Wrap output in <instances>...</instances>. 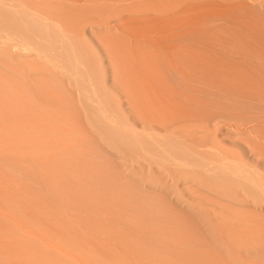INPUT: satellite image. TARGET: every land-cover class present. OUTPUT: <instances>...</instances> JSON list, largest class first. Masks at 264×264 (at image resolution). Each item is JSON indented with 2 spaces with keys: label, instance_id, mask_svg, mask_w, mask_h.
Here are the masks:
<instances>
[{
  "label": "bare ground",
  "instance_id": "6f19581e",
  "mask_svg": "<svg viewBox=\"0 0 264 264\" xmlns=\"http://www.w3.org/2000/svg\"><path fill=\"white\" fill-rule=\"evenodd\" d=\"M213 121L264 158V0H0V264H264Z\"/></svg>",
  "mask_w": 264,
  "mask_h": 264
},
{
  "label": "rangeland",
  "instance_id": "374dc122",
  "mask_svg": "<svg viewBox=\"0 0 264 264\" xmlns=\"http://www.w3.org/2000/svg\"><path fill=\"white\" fill-rule=\"evenodd\" d=\"M247 126L248 125L237 124V126L235 127L234 124L229 123V125H228V122H225V121H213V122L207 124V126H206L207 128L204 127L205 130H201L202 131L201 134H202V136H204V134H205L204 137L207 136L208 138H211V139L218 141L222 146H224L225 151H226V149L229 150V154H230V151H232V152H234L233 156H236V155L240 156L242 159L245 160V162H248L249 164H247V163L246 164L248 165V167L250 166L249 168L252 171H254L255 174L264 176V158L262 159L261 156H260L261 157L260 158L259 156L255 155L253 153L254 151H251L252 148H249V147H251L249 142L246 143L247 140L250 141L249 140V138H250L249 137L250 136L249 127H247ZM237 130H239V131H237ZM204 131H206V132H204ZM203 132H204V134H203ZM207 133H210V134H207ZM248 134H249V136H248ZM246 135L248 137H246ZM235 153H236V155H235ZM231 154H233V153H231ZM251 166H253V168ZM187 196L189 198H191V195H189L188 193H187ZM245 203H246L245 205H250V207L247 206L250 209L252 207V209L256 208V210H258V211L261 210L264 212V204H255L253 202L251 203V201H247Z\"/></svg>",
  "mask_w": 264,
  "mask_h": 264
}]
</instances>
